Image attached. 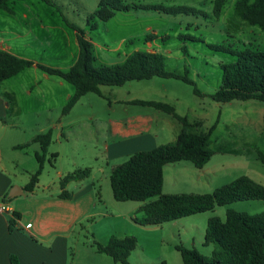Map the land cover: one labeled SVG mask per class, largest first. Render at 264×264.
Instances as JSON below:
<instances>
[{"label": "rangeland", "instance_id": "obj_1", "mask_svg": "<svg viewBox=\"0 0 264 264\" xmlns=\"http://www.w3.org/2000/svg\"><path fill=\"white\" fill-rule=\"evenodd\" d=\"M32 1L43 3L38 2L39 0ZM84 1L90 4L92 0ZM123 1L128 4H162L168 7L174 6L173 4L176 6L186 4V7L194 8L197 13L171 16L148 11H138V14H135L137 11L119 12L116 17L107 22L98 21V27L95 31L90 30L88 18L96 10L87 11L83 9L81 12L72 14L78 28L84 30L88 37L92 39L97 59L96 64L98 66L122 64L128 56L136 51H155L164 56L166 69L181 76L186 75L195 85L188 84L182 79L154 78L146 81L129 82L121 88L102 87L104 97L89 94L87 98L83 99V104L79 106L75 115L81 113L84 116L93 113L101 116L107 123L112 114L109 111V106L112 103L115 104L118 100H123L125 97L128 98L127 92L148 101L169 103L176 108L180 116L187 117L191 124L201 123L199 127H192L189 131L196 133L211 132L209 140L211 150L218 151L220 148H224L223 152H216L203 169H197L191 162H184L186 165H190L194 171L184 170L181 175L177 176V179L179 178L181 182L180 190L184 194L212 193L242 176H247L264 186V163L259 159V154L264 155V102L236 100L230 103H218L213 99V95L221 86L222 65L233 64L237 58L230 53L215 51L210 47L213 45L223 46L234 51H244L246 49L264 51V31L259 27L249 26L248 22L241 19L235 7L239 0H227L219 18L214 14L215 0H177L180 2L170 0ZM52 2L56 3L55 0H52ZM96 2L98 1L96 0ZM13 3H18V0ZM89 7L95 9L96 6L94 7V4H92ZM135 15H138L139 18L136 19ZM148 35L158 36L157 40L151 42L153 44L151 47L146 42ZM166 36L168 39L163 42L162 38ZM195 88L200 91V95L195 93ZM131 109L136 112L152 111L158 113L152 108L140 106L131 107ZM114 110L117 112L116 116L124 114L123 108L116 107ZM161 115L173 121L172 123H177L170 116L164 113H161ZM159 121L156 119L155 128L162 126V123H158ZM163 126L165 130L170 131L167 132V134L169 133V136H166L167 138L161 136L160 143L169 144L173 142L172 138H174L172 135L170 136L172 126L170 124H163ZM74 128V134L80 132L81 137H76L63 149L56 144V139H53L54 142L50 146L51 151H49V154L51 155L53 150L58 149L63 151L64 157L57 159L54 167L49 164L46 165L37 190H45L43 186H51L55 183V187H49V192L59 191L57 172L60 167L71 173L79 170L76 169L78 167L74 164L80 166L82 161L84 162L82 163L83 166H86L84 169H93L92 175L98 179L97 184H99L96 185V190L99 191L101 186L104 199L107 202L104 203L107 207L113 203L121 207L124 210L122 212H130L131 209L143 205L142 202L115 201L109 183V174L98 171L100 167L107 170V172L109 170L103 148L107 137L104 130L105 124L94 121L77 125ZM62 141H65V139H62ZM24 158L27 161L25 167L19 165L10 168L16 174L14 184L20 186L28 184L29 177L35 173L31 169L34 160L29 163V158L27 156H24ZM91 179L92 176L84 178L78 183L89 182ZM167 180H170L169 175ZM171 180H175L173 175ZM152 200H155V198ZM229 210L252 215L259 214L264 212V200L235 202L167 224L165 228L167 229L168 238L163 248L164 254L161 257H159L161 254L159 245L162 232H158L159 236L155 234L150 236L145 230H142L143 233L122 231L118 232V236L120 238L125 236L137 238L138 248L133 253L132 260L136 264L145 262V257H149V264H164L165 260L168 264H176L179 260L183 264L181 254L176 250L175 245H181L188 249L196 248L201 254L208 257L212 256L217 246L215 244H204L208 220L218 217L225 221ZM116 212L120 214L121 211ZM136 217H142L139 209L132 213L131 218L134 220ZM122 219L120 217L113 220L121 222ZM110 221L108 218L99 217L86 222L84 232L79 239L78 249L92 247L91 242L96 238L95 234L99 235L105 227L108 228ZM76 250L77 245L75 242L73 253H77ZM104 257L113 263L108 256L105 255ZM73 259L75 260L74 254Z\"/></svg>", "mask_w": 264, "mask_h": 264}, {"label": "crops", "instance_id": "obj_2", "mask_svg": "<svg viewBox=\"0 0 264 264\" xmlns=\"http://www.w3.org/2000/svg\"><path fill=\"white\" fill-rule=\"evenodd\" d=\"M55 1L56 3L49 4L42 0L38 2L43 3L18 0V3L10 4L12 12L0 9V51L35 63L33 67L0 85V202L8 204L11 209L9 213H0V264H12V255L18 258L20 264H118L109 257L113 262L111 263L104 254H98L93 247L78 249L85 223L99 217L108 218L111 223L101 234H95L96 238L93 240L107 244L111 237L118 236V232L122 231L143 233L142 230H145L150 236L152 234L159 236L158 232H162L159 245L161 257L168 238L165 226L172 222L161 226L143 227L131 218L132 213L143 205L131 209L130 212H122L124 210L113 203L107 207L101 186L99 191L96 190V185L99 184L98 179L92 175L93 169L91 181L72 182L67 186L70 198L60 197L62 193L60 180L69 173L62 167L57 172L59 181L57 192H49V187H55L54 182H52L54 185L43 186L45 190L41 191L37 190V186L33 192L24 190L27 184L24 186L14 184L16 174L10 168L19 165L25 167L27 161L24 156H27L29 163L34 160L31 169L32 172H36L38 169L36 153L41 151V146L32 140L35 136L49 131L52 132L53 139H56V144L63 149L76 137H81L80 132L74 134L75 126L94 121L104 123L107 137L103 148L109 170L107 172L100 167L98 171L109 174V183L113 168L126 162L131 155L163 145L160 138L161 136L167 138L166 136H169L167 132L170 131L165 130L163 124L172 126L170 136L174 137L173 142L181 131L178 123H172L173 121L159 112H136L131 109L136 107L131 104L132 101L145 98H138L130 92H127L128 98L125 97L109 106L113 116L111 114L107 123L101 116L93 113L75 115L79 106L83 104V99L88 95L84 96L69 114L62 115L63 108L75 94V87L58 77L46 74L37 64L69 71L77 62L80 52L77 32L69 25L78 27L72 14L83 9L95 11L100 1L92 0L90 4L84 0ZM92 4L96 6L95 9L89 7ZM135 14H138V11ZM137 16L135 15L136 19L139 18ZM148 43L150 47L153 45L151 42ZM116 107L123 108L124 114L116 116L117 112L114 110ZM156 119L160 120L158 123H162L160 128H155ZM26 144L29 145L24 149L17 148ZM51 154H57L58 160L64 157L63 151L58 149L53 150ZM96 157L98 158L97 155ZM184 162L164 167V194H184L180 190L181 182L177 176L184 170L194 172L192 167ZM82 163L84 162L81 161L80 166L74 164L78 167L76 169H84L86 166ZM172 175L175 180H171ZM11 193L18 196L11 198ZM118 210L121 211L120 214L116 212ZM16 214L19 216L16 217L13 231L10 232V221ZM120 217L123 218L121 222L114 221ZM75 242L77 253H73ZM176 246L178 245H175V248ZM133 253L130 262L136 264L132 261ZM148 260L149 257H145V262L140 264H149ZM163 263L168 264L166 260ZM179 263L180 260L176 264Z\"/></svg>", "mask_w": 264, "mask_h": 264}, {"label": "trees", "instance_id": "obj_3", "mask_svg": "<svg viewBox=\"0 0 264 264\" xmlns=\"http://www.w3.org/2000/svg\"><path fill=\"white\" fill-rule=\"evenodd\" d=\"M17 0H0V9L12 12L10 4ZM53 4L51 0H42ZM227 0H215L214 14L217 18L222 15ZM236 10L242 20L250 26L259 27L264 31V0H239ZM148 11L171 16L192 15L197 11L186 6H164L128 4L123 0H100L96 11L88 18L91 31L98 27L97 22L111 20L117 12ZM202 13V12H201ZM76 32L79 44V57L69 71L37 66L46 74L55 76L75 87V94L63 108L62 115L69 114L79 101L89 94L104 97L102 87H122L133 81H146L154 78L182 79L188 84L195 85L188 77L181 76L166 69L164 56L158 52L136 51L122 64H96L94 46L87 33L69 24ZM158 39L156 35H148L146 42ZM168 37H163L165 42ZM184 39V37H182ZM215 51L227 52L237 60L230 65H222V81L219 90L213 95L218 103L232 101L258 100L264 102V51L246 49L234 51L223 46H210ZM35 63L17 57L11 53L0 51V85L17 76L22 71L33 67ZM195 93L200 91L195 88ZM132 105L152 108L174 119L182 128L177 139L169 144L159 145L148 151L137 152L129 159L114 167L110 174V185L113 198L117 202H142L139 209L141 218L134 221L143 227H155L182 218L194 216L215 210L235 202L264 200V186L247 176L239 177L233 182L222 186L208 194H164V167L178 162H191L197 169H203L216 152L210 149L209 133L189 131L199 127L200 122L191 124L187 117L180 116L176 108L165 102L135 100ZM32 142L39 143L41 151L36 153L37 171L32 174L29 183L24 187L26 192H33L40 182V177L47 164L54 167L57 154H49V148L54 142L51 131L33 138ZM29 144L18 146L24 149ZM264 163V155L259 154ZM92 170L79 169L68 173L60 180L61 198H70L66 190L72 182L82 181L90 177ZM155 200H152L154 199ZM10 221V232L16 223V217ZM205 245L215 244L217 249L212 256L201 254L196 249L176 246L181 254L183 264H264V212L248 214L229 210L226 220L218 217L208 220ZM92 247L98 254H104L115 263L131 264L130 256L138 248V240L134 236H113L107 244L93 240ZM12 264H20L18 258L11 256Z\"/></svg>", "mask_w": 264, "mask_h": 264}, {"label": "built area", "instance_id": "obj_4", "mask_svg": "<svg viewBox=\"0 0 264 264\" xmlns=\"http://www.w3.org/2000/svg\"><path fill=\"white\" fill-rule=\"evenodd\" d=\"M10 206L6 203L0 202V213H9L10 212Z\"/></svg>", "mask_w": 264, "mask_h": 264}, {"label": "water", "instance_id": "obj_5", "mask_svg": "<svg viewBox=\"0 0 264 264\" xmlns=\"http://www.w3.org/2000/svg\"><path fill=\"white\" fill-rule=\"evenodd\" d=\"M21 194H22V192H21ZM17 196H18L17 194H12V193L10 194V197H11V198H15V197H17Z\"/></svg>", "mask_w": 264, "mask_h": 264}]
</instances>
